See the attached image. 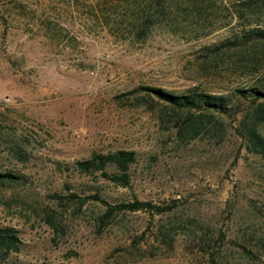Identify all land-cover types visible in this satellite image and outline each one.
Wrapping results in <instances>:
<instances>
[{
    "label": "rangeland",
    "instance_id": "rangeland-1",
    "mask_svg": "<svg viewBox=\"0 0 264 264\" xmlns=\"http://www.w3.org/2000/svg\"><path fill=\"white\" fill-rule=\"evenodd\" d=\"M95 1L0 0V171L24 175L0 184V225L21 240L7 263L264 264V155L242 145L228 117L203 119L197 136L179 140L166 110L129 93H229L264 81L263 45L209 52L244 28H264V7L231 18L229 0H212L201 14L170 13L142 40L128 18L111 16L112 32L101 16L90 18ZM42 18L52 22L49 35ZM116 149L136 154L127 187L74 168L94 151ZM95 192L110 203L178 205L160 214L115 211L101 222L100 203H77Z\"/></svg>",
    "mask_w": 264,
    "mask_h": 264
},
{
    "label": "trees",
    "instance_id": "trees-1",
    "mask_svg": "<svg viewBox=\"0 0 264 264\" xmlns=\"http://www.w3.org/2000/svg\"><path fill=\"white\" fill-rule=\"evenodd\" d=\"M114 0L112 3L96 0L91 3L89 17L97 18L101 16L109 32L116 25L109 20L111 16L122 21L128 18L135 32V37L144 40L151 27L166 18L170 13L176 15L185 14L186 16L201 14L200 6L211 3L212 0ZM231 7H228L230 17H244L247 11L250 16L256 13V9L264 7V0H229ZM122 4L119 11L117 6ZM244 5V7H240ZM22 7V6H20ZM116 19V20H117ZM112 22V23H111ZM249 24L251 19L248 20ZM256 22V21H254ZM40 25L47 35L53 32L52 22L48 18L40 19ZM58 25V24H56ZM209 32V31H208ZM205 32L203 34H207ZM261 44L264 46V28L255 25L244 28L234 39L226 38L209 48V52H217L222 49L236 48L245 44ZM142 94L153 101L154 107L159 112L165 111L170 114L172 121L171 129L174 136L179 140H186L197 136L203 127V119H216V117H228L234 120L232 125L236 135L241 140L242 145L246 146L249 152L264 155V127L260 128V119L264 120V81L254 83L245 88H235L229 93H211L198 89L196 86L189 88L183 93H172L165 89L153 86H138L129 93ZM257 107L253 108V105ZM251 112L247 114V110ZM219 128L222 123L217 120ZM135 151L129 149H116L110 152H92L89 157L74 162V168L82 174L99 173L100 177L112 182L119 187H127L130 182V168L135 163ZM24 175L11 171H0V184L20 183ZM54 199L70 201L76 196L74 193L61 196L57 193L52 196ZM91 199L100 203L104 208V215L101 222L115 211H147L149 213H164L176 207L178 201L152 202L140 200L136 197L127 200L110 203L99 193H91L77 198L79 204ZM75 201V200H74ZM140 236H137L139 242ZM158 238V234L155 233ZM160 237L161 242L169 247L172 244V237ZM21 250V240L18 230L11 225H0V264H8L9 256ZM244 250L248 251L244 248ZM250 254L251 251H248Z\"/></svg>",
    "mask_w": 264,
    "mask_h": 264
}]
</instances>
